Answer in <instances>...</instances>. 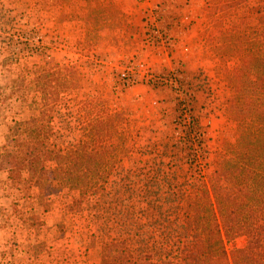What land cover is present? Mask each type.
<instances>
[{"label":"rangeland","instance_id":"374dc122","mask_svg":"<svg viewBox=\"0 0 264 264\" xmlns=\"http://www.w3.org/2000/svg\"><path fill=\"white\" fill-rule=\"evenodd\" d=\"M175 2L180 8L173 3L167 14L186 19L190 66H174L180 57L169 60L147 45L144 3L125 15L113 0H0V264H108L105 244L142 214L139 197L168 194L167 181L189 192L213 171L222 142H234L237 123L224 113L225 73L237 59L232 45L218 47L242 12L248 25L258 23L249 10L254 0ZM139 60L156 74L176 73L190 94L185 115L173 86L123 84L119 72ZM56 68L75 71L73 79L52 83L70 103L49 106L45 114L53 118L37 137L29 113L41 108V90L50 84L37 76ZM106 109L113 127L109 138L103 125V141L113 143L116 160L105 193L93 197L64 186L65 165L44 161L39 146L79 143L77 126ZM219 226L229 252L246 245L245 236H232L229 220Z\"/></svg>","mask_w":264,"mask_h":264},{"label":"trees","instance_id":"16d2710c","mask_svg":"<svg viewBox=\"0 0 264 264\" xmlns=\"http://www.w3.org/2000/svg\"><path fill=\"white\" fill-rule=\"evenodd\" d=\"M250 7L258 15V23L248 25L242 12L239 22L226 28L229 35L223 34L218 47L232 45V56L237 59L225 73L229 91L224 113L237 123L234 142H222L213 171L192 183L189 192L182 186L174 190L167 181L168 194L139 197L142 214L105 244L108 264H264V0H254ZM76 72L80 77L81 71ZM49 73L57 76L51 79ZM74 73L56 68L37 76L50 84L41 90V108L29 113L30 131L35 136L43 137L42 126L53 118L45 114L49 106L66 99L52 83L65 77L73 79ZM100 112L103 115L99 118L74 130L79 143L45 141L39 146L44 161L65 165L67 175L60 180L64 186H78L82 194L93 197L105 193L113 166L110 162L116 160L117 153L113 143H107L109 139L103 141V125L111 136L112 114L108 109ZM45 168L42 164L41 170ZM226 220L232 236L246 238V245L230 252L219 226Z\"/></svg>","mask_w":264,"mask_h":264},{"label":"built area","instance_id":"2783aa9c","mask_svg":"<svg viewBox=\"0 0 264 264\" xmlns=\"http://www.w3.org/2000/svg\"><path fill=\"white\" fill-rule=\"evenodd\" d=\"M139 3H144L146 7V23L149 25V29L146 34L147 45L155 48L159 51L168 52L173 49L174 40L172 35L164 28L158 26L157 23V9L149 4L150 0H136ZM119 79L123 84L130 86L138 80L150 82L152 84L161 85L168 84L176 88L177 92L181 96V113L185 115L186 109L189 106L190 94H186L180 87L179 77L173 70L168 74H156L154 73L149 64L143 60L135 62L133 65L119 72Z\"/></svg>","mask_w":264,"mask_h":264},{"label":"crops","instance_id":"0c3cea01","mask_svg":"<svg viewBox=\"0 0 264 264\" xmlns=\"http://www.w3.org/2000/svg\"><path fill=\"white\" fill-rule=\"evenodd\" d=\"M113 2L119 6V10L125 15L126 14L130 15L133 13L140 12L139 7L137 6L136 0H113ZM173 3L177 4L175 0H150L149 2L151 6H154L157 9L158 22H161L163 25H165L169 29L168 32L170 33V35L174 36L175 39L173 38V40L176 42V43L174 42L175 43V46L173 48L174 50H169L168 52L163 51L160 53L162 56H164V58L168 57V55H171V54H172L171 55L172 58L174 59H175L174 57L175 54L178 57H180L181 62L174 61L175 62L173 64L174 66H176L175 64H178V65L180 64L179 67H181V65L190 66L192 64L191 61H189L191 52L190 53H186V52L189 51L187 39H191L192 35L191 33H189L190 31H187V29L184 27L183 23L186 20L185 17H180V18L178 17L177 19H174V20L172 18H168L167 13H168L169 6L170 5L172 6ZM176 4L174 5L180 8V5L182 3L181 4L178 3L177 5ZM161 12H164V15L161 14ZM168 59L164 60L165 65H168V63H171L170 61H168ZM196 64L198 65L199 62L197 61Z\"/></svg>","mask_w":264,"mask_h":264}]
</instances>
